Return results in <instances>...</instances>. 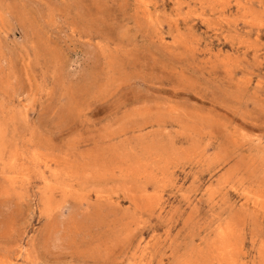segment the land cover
Wrapping results in <instances>:
<instances>
[{
    "label": "rangeland",
    "instance_id": "rangeland-1",
    "mask_svg": "<svg viewBox=\"0 0 264 264\" xmlns=\"http://www.w3.org/2000/svg\"><path fill=\"white\" fill-rule=\"evenodd\" d=\"M0 264H264V0H0Z\"/></svg>",
    "mask_w": 264,
    "mask_h": 264
}]
</instances>
